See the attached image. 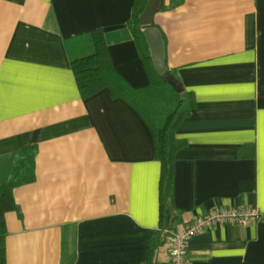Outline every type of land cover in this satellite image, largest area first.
I'll return each instance as SVG.
<instances>
[{"label": "crops", "instance_id": "0c3cea01", "mask_svg": "<svg viewBox=\"0 0 264 264\" xmlns=\"http://www.w3.org/2000/svg\"><path fill=\"white\" fill-rule=\"evenodd\" d=\"M134 4L0 0V187L15 154L38 147L36 179L15 189L18 209L5 217L7 264L149 262L161 227L153 132L110 88L83 98L69 52L101 30L114 70L133 88L149 86L129 27ZM155 13L167 69L195 100L176 131L186 145L170 226L217 207L264 214V0H158ZM156 248L154 264H170L163 242ZM189 257L264 264V217L206 230Z\"/></svg>", "mask_w": 264, "mask_h": 264}, {"label": "trees", "instance_id": "16d2710c", "mask_svg": "<svg viewBox=\"0 0 264 264\" xmlns=\"http://www.w3.org/2000/svg\"><path fill=\"white\" fill-rule=\"evenodd\" d=\"M149 2L150 0H135L133 16L129 24L149 72L151 81L149 86L133 88L114 70L108 45L101 30L77 40L79 54H74L72 50L69 52L71 56L73 55L72 68L83 98L110 88L115 97L126 99L141 113L153 132L157 145L156 156L161 163V227L148 262V264H154L156 246H161L164 234L176 232L173 226L166 227L168 216L166 211L172 210L177 154L186 145L176 137V131L194 109L195 100L191 94L176 92L155 69L150 46L145 36V28L140 24V18ZM37 154V146L25 147L17 152L11 175L0 187V264H7L5 244L8 227L5 217L9 212L18 209L14 198L15 189L35 181L34 163Z\"/></svg>", "mask_w": 264, "mask_h": 264}, {"label": "built area", "instance_id": "2783aa9c", "mask_svg": "<svg viewBox=\"0 0 264 264\" xmlns=\"http://www.w3.org/2000/svg\"><path fill=\"white\" fill-rule=\"evenodd\" d=\"M264 214L247 207H217L190 223L182 230L164 234L162 242L169 255L170 264H191L189 242L195 236L215 226L243 225L248 226L262 219Z\"/></svg>", "mask_w": 264, "mask_h": 264}, {"label": "water", "instance_id": "95a60500", "mask_svg": "<svg viewBox=\"0 0 264 264\" xmlns=\"http://www.w3.org/2000/svg\"><path fill=\"white\" fill-rule=\"evenodd\" d=\"M158 0H150L144 13L140 18V24L145 28V36L151 49L152 59L158 74L162 75L165 80L178 92L182 94L185 90L175 76L167 69L165 63V45L161 32L154 27L155 15L157 12ZM166 227H169L173 220L171 211L167 209Z\"/></svg>", "mask_w": 264, "mask_h": 264}]
</instances>
